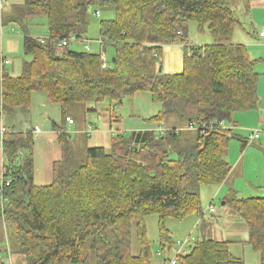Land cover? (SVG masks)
<instances>
[{
	"label": "trees",
	"instance_id": "trees-1",
	"mask_svg": "<svg viewBox=\"0 0 264 264\" xmlns=\"http://www.w3.org/2000/svg\"><path fill=\"white\" fill-rule=\"evenodd\" d=\"M9 1L13 10L5 25L24 28L31 18L46 16L49 38L42 42L26 30L23 48L32 60L24 63L20 76L2 70L3 116L16 109L29 112L37 91L59 105L63 122L81 106L109 100L111 108L118 107L136 93L147 92L161 110L145 122L170 128L165 136L153 131L118 134L110 151L88 149L79 167L67 165L64 154L63 161L54 164V180L47 186L34 184L33 159L26 157L34 133L7 132L0 225L11 226L16 244L12 251L7 245L0 248V264L8 251L23 256L25 264H151L145 218L158 216L163 252L176 245L168 219H205L202 189L222 185L232 171L227 156L235 135L219 124H233L237 113L259 106L257 62L245 45L233 42L241 25L234 8L238 0ZM106 9L114 18L100 22V33L104 53L107 46L114 48L110 60L104 63L102 53L60 47L71 36L83 40L90 11ZM191 22L201 30L207 26L215 43L190 46ZM178 44L186 48L182 73L160 72L164 49ZM173 121L186 127L207 124L206 133L178 129ZM54 127L60 139L68 136L62 125ZM225 202L248 227V243L264 264V196L234 195ZM134 226L138 254L133 253ZM231 244L204 237L178 261L246 264L231 254Z\"/></svg>",
	"mask_w": 264,
	"mask_h": 264
},
{
	"label": "rangeland",
	"instance_id": "rangeland-1",
	"mask_svg": "<svg viewBox=\"0 0 264 264\" xmlns=\"http://www.w3.org/2000/svg\"><path fill=\"white\" fill-rule=\"evenodd\" d=\"M12 2L9 1V6L7 10L11 12ZM236 4V3H235ZM7 10L5 13V20L7 17ZM114 18V12L112 10L106 9L100 11V16L95 14V10L90 11V25L87 30L86 35L83 40L77 41L70 45V48L74 51H87L89 53L101 54L103 53V47L101 42V33H100V22L105 20H111ZM5 27V36L2 38L0 36V57L3 55L6 57L10 63L6 66V72L12 76H20L22 73L23 65L25 62L32 60L28 56L23 48V37L25 31L28 30L29 35L40 39L46 40L49 38V29H48V20L46 16H36L31 18L26 26L23 28L18 23L6 24ZM237 35L233 39V42L236 43L239 41V36L246 37L245 31L239 26L236 28ZM235 32V34H236ZM188 42L190 46H203V45H213L215 43L214 38L210 34L208 27L205 26L204 30H201L199 25L196 22H191L188 27ZM241 43V42H238ZM89 47V49L87 48ZM107 51L105 56L107 61L112 58L114 53V48L111 46L106 47ZM186 57V48L182 44L175 45L169 49H164V54L161 59L160 66L164 74H177L182 73L183 64ZM2 75V70L0 68V76ZM34 98V99H33ZM33 100L37 101V105H32V108L29 112L26 113L27 120L31 121L33 125H40V128L43 131L52 130L53 121H55L59 126L63 124V117L60 111L59 105L51 102L47 97L46 93L42 91H37L33 93ZM36 103V102H35ZM33 104V102H32ZM131 104V98L124 100L123 104L118 107L110 106L109 100L104 101V103L94 106L89 104L85 107H80L79 109L72 110V116L77 121L75 126V131L79 133H70L64 138L61 142L63 147V158L64 154L66 157L67 165L79 167L85 160L86 152L88 149L92 148H105L107 151H110L112 146V138L109 135H103L102 129L104 127L103 118L109 116L108 109L112 110V115L120 116L123 110L127 111V107ZM96 108L94 111L89 112V109ZM21 112L24 113L23 109ZM46 113L49 114L51 119L45 118ZM177 122V123H176ZM178 124L180 127L185 126V123H180L179 121L171 122V125ZM30 126V123L28 124ZM93 126L95 132L92 136H89L86 132V129ZM227 126H231L230 122H227ZM255 130V129H253ZM233 134L236 136L230 141L229 144V154H231L232 144H239L241 149V140L240 138H248L250 136L249 132H235ZM72 135V139H69V136ZM130 135V134H129ZM261 136H264V132L261 131ZM105 136V137H104ZM258 145V142L255 144ZM253 147V146H252ZM65 151V153H64ZM241 151V150H240ZM240 151L233 153L231 156L233 160H237L240 157ZM242 155V154H241ZM229 156V161L231 160ZM26 157L38 160L43 163L44 152L41 147L37 146L34 140V146L31 153L26 152ZM62 158V161H63ZM233 165V164H232ZM231 165V168H232ZM234 166V165H233ZM235 167V166H234ZM34 175V172H33ZM2 188V185H1ZM0 188V189H1ZM214 187H204L202 189L201 198L202 206L204 213H206L208 207L212 204L215 206L220 217L218 220L213 222L212 233L204 236L202 232L203 224L198 223L197 225H192L194 220H198L197 215H192L183 220H177L170 218L166 222V226L171 232L172 240L174 243L185 242L190 237L194 238L196 241H200L206 237V239H214L217 241H231L233 244L230 245V252L233 256L242 258L246 264H261V255L256 252L253 247L248 243L249 242V232L243 224L238 223V217L236 212L232 207L224 210L223 207V196L218 197ZM253 188V187H252ZM234 191V190H233ZM235 195V194H233ZM241 196H236L239 199L246 198H259L264 196V190H243ZM232 197H228L229 200ZM206 219L208 220L209 215L206 213ZM158 216L152 215L145 218V225L147 229L148 239L151 243V250L153 253V258L151 264H170L172 260H178L177 254L172 250L166 249L165 252L162 251L160 245V233L158 225ZM192 225V226H191ZM206 225V223H205ZM16 244V238L14 231L10 225L7 227L3 224L0 225V248H6V245L11 247L14 250ZM133 253H139V244L137 238L136 226L133 228ZM13 247V248H12ZM4 260L8 262V254L2 253ZM13 264H25V258L20 255L12 254ZM180 264V263H179Z\"/></svg>",
	"mask_w": 264,
	"mask_h": 264
},
{
	"label": "crops",
	"instance_id": "crops-1",
	"mask_svg": "<svg viewBox=\"0 0 264 264\" xmlns=\"http://www.w3.org/2000/svg\"><path fill=\"white\" fill-rule=\"evenodd\" d=\"M234 8L237 12V18L241 22V25L239 26L246 33V37H242L241 35L239 36L240 39L238 42L241 43L236 42V44L245 45L249 51L251 59L257 62L255 69L260 76L258 85L259 106L256 110L237 113L234 116V123L231 124V126H227L226 124V126L233 129V131L240 133L249 132L250 136L248 138H240L243 141L245 140L244 143L241 141V149L239 144H232V148L230 147V150L232 149V151L231 154L228 152L227 161L230 165L233 164L235 167L232 165L231 174L225 183L220 186H213V189L216 190L217 196H223L224 210H227L229 207L226 205L225 199L233 197V194L241 196L240 194H243V190H264V136L260 135V138L254 141L253 144H248L252 134L256 131H260V133L261 131L264 132V40L254 34L256 29H264V0H238L234 5ZM8 11L9 10H7V15L10 13ZM236 35L237 32L234 35V38ZM173 46H168L165 49H169ZM33 99L32 105H37L38 102ZM160 110L161 106L153 102L149 93L138 92L133 98H131V104L127 107V111H122L121 109L120 112H122V114L120 116L113 117L116 118V122H111V111L108 109L109 116L103 118L104 127L101 133H103V135H109L113 139V137L118 134L129 135L135 132L151 131L156 124H148L145 120L157 115ZM92 113H95V111ZM45 118L51 119L48 113H46ZM69 118L74 120V124L70 126L67 121L63 122L62 126L65 129L66 134H68V132L69 134L79 133L80 130L75 131L77 121L73 116ZM29 123L30 126H28ZM54 124L58 125L55 121H53L52 130L43 131L41 129L42 132L36 134L34 129L36 127H40V125H33L31 121L27 120L26 112L22 113L21 109H16L11 116H3L0 113V130L3 127L6 128L7 132L11 130L19 132L30 130L34 133L36 145L42 148L44 152V161L42 165L39 162L40 157H38V160L33 159V179L34 184L37 186H47L52 184L54 180V164L62 161L63 158V147L61 142L64 139H60L58 130H56ZM175 125L178 129H186V125L183 127H180L178 124ZM91 127L93 129L89 136H92L97 132H95V128L93 126ZM88 130L89 129L87 128L86 132H88ZM69 139H72V135L69 136ZM233 139L234 138H232V140ZM257 142L258 145H255ZM238 150H241L240 157H238L237 160H233L231 155L238 152ZM229 156H231L230 161ZM4 162L5 158L3 149L0 147V188L3 184ZM219 217V214H215L214 216L208 217V220L206 218L203 220L199 218L198 220H194L192 225H197L198 223L197 226H199L200 224H203L202 232L204 236H206V234L209 235L212 233L211 229L214 225L213 222L218 220ZM238 223L243 224L244 227L248 229L246 224L239 221V219Z\"/></svg>",
	"mask_w": 264,
	"mask_h": 264
},
{
	"label": "built area",
	"instance_id": "built-area-1",
	"mask_svg": "<svg viewBox=\"0 0 264 264\" xmlns=\"http://www.w3.org/2000/svg\"><path fill=\"white\" fill-rule=\"evenodd\" d=\"M9 6V0H0V36L3 38L5 36V13H6V10ZM97 16H100V13L98 12L96 14ZM254 34L257 35L259 38L263 39L264 40V29L263 30H258L256 29L254 31ZM78 39L75 37V36H71L69 39H66V40H63L60 44V47H66V46H69L71 45L72 43H75L77 42ZM42 42H44V40H42ZM89 49V47H87ZM102 60L104 63L107 62V58L105 56V53L103 52L102 53ZM10 63V61L4 57L3 55L0 57V68L1 70H3L6 66H8ZM67 123L71 126L74 124V120H72L71 118H67ZM220 127L222 128H225V129H229L225 123H220L219 124ZM206 128H207V124H203L202 126H193V125H189L186 127V129H189V130H194V131H200L202 135H204L206 133ZM92 127L89 128L87 134L89 135L91 132H92ZM153 132H156V134L160 135V136H165L169 129L165 126V125H156L155 127L152 128ZM34 132L36 134H39L42 132L41 128L40 127H36L34 129ZM7 133V130L5 127H3L1 130H0V147L3 149V142H4V137ZM260 138V131H256L254 134L251 135L249 141H248V144H253L254 141H256L257 139ZM3 186V184H2ZM2 188L0 189V194H2ZM217 210L215 208L214 205H210L206 211V213L209 215V216H214L216 214ZM205 213V215H206ZM196 243V240L192 237H190L189 239H187L185 242H179L175 245L174 247V251L176 252L177 254V257L180 256V255H186L190 252L191 248L194 246V244ZM3 264H13V261H12V255L10 253V251H8V262L4 260ZM170 264H179V261L176 259V260H172Z\"/></svg>",
	"mask_w": 264,
	"mask_h": 264
},
{
	"label": "water",
	"instance_id": "water-1",
	"mask_svg": "<svg viewBox=\"0 0 264 264\" xmlns=\"http://www.w3.org/2000/svg\"><path fill=\"white\" fill-rule=\"evenodd\" d=\"M160 72H162V66H160Z\"/></svg>",
	"mask_w": 264,
	"mask_h": 264
}]
</instances>
